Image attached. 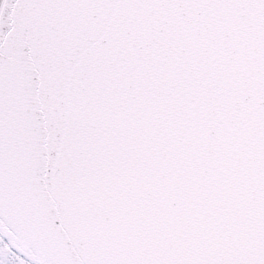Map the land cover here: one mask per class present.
Listing matches in <instances>:
<instances>
[{
  "label": "snow or ice",
  "instance_id": "obj_1",
  "mask_svg": "<svg viewBox=\"0 0 264 264\" xmlns=\"http://www.w3.org/2000/svg\"><path fill=\"white\" fill-rule=\"evenodd\" d=\"M0 264H264V0H0Z\"/></svg>",
  "mask_w": 264,
  "mask_h": 264
}]
</instances>
